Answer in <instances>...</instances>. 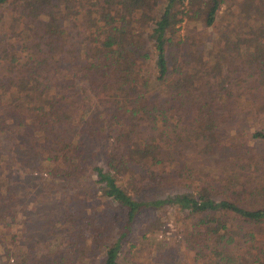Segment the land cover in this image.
I'll return each mask as SVG.
<instances>
[{
	"label": "trees",
	"instance_id": "16d2710c",
	"mask_svg": "<svg viewBox=\"0 0 264 264\" xmlns=\"http://www.w3.org/2000/svg\"><path fill=\"white\" fill-rule=\"evenodd\" d=\"M223 2L0 0V18L5 14L9 37L20 46L0 48V114L10 120L0 121L9 140L7 164L47 174L39 180L60 197L65 255H53L50 264H117L122 244L136 239V216L163 204L179 209L183 243L196 264H264V152L221 153L218 132L228 115L210 109L221 94L230 99L227 86L240 79L229 74L238 70H212V81L202 84L200 66L176 62L179 25L192 8L201 7L203 25L211 27ZM234 8V26L216 34L213 46L226 68L240 61L250 69L264 110V0H238ZM149 62L151 80L144 76ZM94 99L110 108L108 118L87 107ZM250 138L264 142V128ZM183 144L202 158L214 155L216 166L225 160L241 178L224 174L216 185L137 198V181L146 187L173 183L170 171L184 160ZM96 148L108 151L101 162ZM130 163L145 171L133 175L135 185L127 179ZM84 173L87 179L77 180ZM90 203L104 207L89 212ZM7 207L0 205V215ZM161 225L145 217L137 234L144 239ZM150 247L157 263L168 262L175 250L160 239Z\"/></svg>",
	"mask_w": 264,
	"mask_h": 264
},
{
	"label": "rangeland",
	"instance_id": "374dc122",
	"mask_svg": "<svg viewBox=\"0 0 264 264\" xmlns=\"http://www.w3.org/2000/svg\"><path fill=\"white\" fill-rule=\"evenodd\" d=\"M236 1L238 0H224L211 27L203 25L201 7L195 8V10L192 8L191 18L184 19L179 25L177 35L180 43L175 50L176 62L182 61L183 64L184 61H189L191 67L200 66L199 69H195L198 71V77L202 84L206 82V79L212 81L210 76L212 70L228 73H230L229 70H238L229 74L233 79H236L235 77L240 79H236L239 85H236L234 81L227 86L231 88L230 93L226 90L230 99L224 101L225 96L221 94L218 102L216 104L213 102L210 109L213 112L228 115L225 126L221 127L218 132L220 152L255 156L256 153L264 152V142H256L250 138V133L253 130L264 128V110H261L258 105L263 93L252 81L250 69L245 68L240 61L226 68L228 61H224L216 55L220 48L218 45L213 46L215 41L213 37L216 34H221L222 29L228 25L229 27L234 26L235 14L233 13ZM239 33L236 31L233 35L237 37L240 35ZM9 35L4 14L0 18V48L4 44L10 43L19 50L20 46H16L19 43L14 39L13 42ZM222 43L219 42V45ZM21 55L23 57L21 61H25L27 57H24V51H21ZM199 57L200 60H198ZM153 71V64L149 62L144 67V76L151 80ZM2 93L0 88V95ZM87 107H90L91 111L96 110L103 116L109 117L110 108L104 103H100L98 99L89 102ZM5 117L0 114V121L3 118L8 125L10 120ZM4 135L5 132L0 127V205L10 206L6 208L7 210L1 211L2 215H0V264H50L53 255L57 257L65 255L64 238L67 235V230L63 223L64 216L60 197H52L50 188L42 185V181L39 180V174L42 175V178L47 177V174L39 173L37 169L31 170L17 163L7 164L6 149L9 140L4 139ZM242 143L245 147L249 146L246 148L247 152L244 151ZM178 149L184 160L175 164L170 171L174 177L173 183L161 187H146L142 182L137 181L136 185L139 189L137 198L143 200L164 199L193 191L196 184L211 182L216 185L221 182L224 174L231 175L235 179L241 178L239 170L232 172V170H228L227 165L222 164L225 163V160H221L219 166H216L213 160L215 159L214 155L208 159L202 158L194 152L190 145L185 144ZM95 151L100 157L98 162H101L108 152L107 149L99 151L98 148ZM127 167V179L131 185H135L136 180L133 179V175L135 173L144 174L145 171L134 163L128 164ZM85 179L87 177L84 173L77 180L84 181ZM93 179H95L94 176H89L87 184H92ZM87 207V211L90 212L97 207H104V205L90 203ZM145 217L158 218L162 225L157 234L141 239L137 230ZM181 218L183 217L179 209L170 204H163L158 208L139 213L133 225V235L136 236V239L122 244L117 264H196L193 260V252L183 243ZM8 219L11 222H8L7 225L5 222ZM159 239L175 248L168 262L157 263L152 259L153 252L150 244ZM132 244L133 246H131ZM42 257L43 261H41Z\"/></svg>",
	"mask_w": 264,
	"mask_h": 264
}]
</instances>
